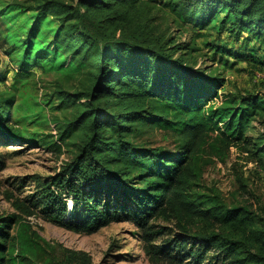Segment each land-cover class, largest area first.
<instances>
[{
    "label": "trees",
    "instance_id": "trees-1",
    "mask_svg": "<svg viewBox=\"0 0 264 264\" xmlns=\"http://www.w3.org/2000/svg\"><path fill=\"white\" fill-rule=\"evenodd\" d=\"M26 2H0V21L17 29L7 44L19 54V71L84 80L83 91L55 92L72 110L54 122L57 139L34 134L42 146L58 150L60 143L69 153L62 172L31 197L32 207L75 233L131 221L151 264H264V218L198 190L207 147L219 159L238 148L264 171V132L248 135L264 119V97L227 94L217 69H196L201 50L179 42L164 24L174 16V24L198 38L214 34L205 43L214 57L262 71L264 0ZM5 77L0 74V83ZM51 98L44 105L55 110ZM13 105L14 98L0 94V136L27 141L20 127L9 126ZM160 130L176 140L174 149L142 144ZM21 220L0 219V264H31L27 255L36 243L24 235ZM67 254L66 264H91L86 254Z\"/></svg>",
    "mask_w": 264,
    "mask_h": 264
},
{
    "label": "rangeland",
    "instance_id": "rangeland-1",
    "mask_svg": "<svg viewBox=\"0 0 264 264\" xmlns=\"http://www.w3.org/2000/svg\"><path fill=\"white\" fill-rule=\"evenodd\" d=\"M26 1L30 0H0L9 5ZM173 17H167L164 23L169 28V34H173L179 42L201 50L196 54V69H217L225 77L227 94H258L264 97V70L223 55L214 57L205 44L212 41L214 34L210 39L198 38L196 32L174 24ZM14 26L7 19L0 21V74L6 75L5 81L0 83V94L14 98L9 126L20 127L27 141L12 142L0 136V219L12 215L21 217V230L36 243L35 250L27 255L31 264H66L69 251L88 255L91 264H151L144 253L140 231L131 221L113 223L94 234L75 233L46 220L39 210L32 207L31 197L39 193L40 186L47 179L57 177L62 172L69 153L68 146L60 143L58 150L42 146L34 134H52L57 139L58 128L54 122L61 123L72 110L66 111L55 100V92L62 90L74 94L78 90L83 91L84 80L78 75L66 81V77L60 73L39 69L29 76H23L19 71V54L7 44L11 40L10 35L17 33ZM238 46L233 44L234 48ZM218 94L223 93L219 91ZM50 98L56 103L55 110L44 105ZM220 103L221 100L218 105ZM262 132L264 119H259L248 135L257 136ZM142 144L174 149L177 142L166 131L160 130L145 135ZM202 164L204 175L198 189L200 192L209 196L218 194L229 207H249L264 218V171L253 156L232 148L224 159H219L216 152L207 147ZM64 197L71 208V196ZM18 206H22L21 209ZM68 219L69 216L66 217ZM157 224L177 231L169 224ZM17 229L18 226L14 228V234ZM194 229L198 230L197 227Z\"/></svg>",
    "mask_w": 264,
    "mask_h": 264
}]
</instances>
